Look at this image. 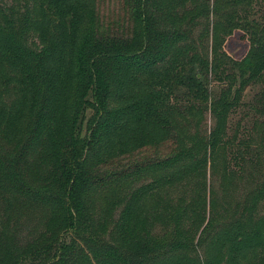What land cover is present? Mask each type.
Here are the masks:
<instances>
[{
	"label": "trees",
	"instance_id": "obj_1",
	"mask_svg": "<svg viewBox=\"0 0 264 264\" xmlns=\"http://www.w3.org/2000/svg\"><path fill=\"white\" fill-rule=\"evenodd\" d=\"M122 2L128 24L113 32L81 0H0V64L18 95L9 107L0 99V138L6 141H0V185L47 210V236L7 264H220L213 253L204 262L185 256L220 226L215 211L206 219L203 203H161L167 208L165 229L157 234L141 207L146 197L202 174L207 157L226 143L229 116L243 92L264 83V26L244 27L249 47L242 58L209 59L193 42L194 28L209 26V0ZM211 84L221 86L218 94L213 95ZM253 110L264 130V100ZM203 113H210L214 124L188 143L179 122L199 124ZM24 119L28 124L18 134ZM171 138L175 149L166 157L101 170L133 150ZM9 142L11 148L5 146ZM157 170L161 173L124 201L118 232L127 246L105 245L93 232L90 193ZM195 196L191 200L205 202ZM188 213L193 230L184 225ZM212 235L216 250L226 251V264H240L242 255L255 248L262 251L256 264H264L261 227L222 226Z\"/></svg>",
	"mask_w": 264,
	"mask_h": 264
},
{
	"label": "rangeland",
	"instance_id": "obj_2",
	"mask_svg": "<svg viewBox=\"0 0 264 264\" xmlns=\"http://www.w3.org/2000/svg\"><path fill=\"white\" fill-rule=\"evenodd\" d=\"M81 1L87 11L96 12L104 25L113 32L127 26V19L123 17L122 0ZM212 3L217 5L215 9L212 8ZM209 6L208 28L202 24L194 28L193 42L197 44L199 52L209 59L214 55L217 58L223 55L232 59L242 58L249 47L244 27H247V23L264 26V0H243L238 4L231 0H209ZM206 19L202 21L206 23ZM9 74L5 66L0 64V99L5 107L15 104L18 97L14 89L6 83L5 77ZM6 87H9L7 91ZM220 87L218 84H211L213 95L219 93ZM263 100L264 83L249 85L242 94L240 106L229 116L226 143L217 153L207 157L204 172L143 200L142 214L147 217L153 233L160 234L165 229L164 216L167 208L161 207L160 204L173 203L177 199H183L185 203L191 204L203 203L207 210L206 219L215 211V217L220 224L216 232L222 226L230 229L235 228L237 224L244 228L248 225L261 227L264 232V195L260 194V190L264 188V130L259 123L262 117L253 110V106L260 107ZM26 124L27 119L20 122L18 134L23 131ZM213 124L214 119L210 113H203L199 124L194 125L191 122V125H186L181 121L177 129L182 130L181 135L189 143L194 134L201 136L207 134ZM195 126L199 128L196 129ZM0 141L6 142L4 137L0 138ZM244 144L250 149L249 153L244 152L246 147ZM175 145L171 138L155 147L133 150L131 155L101 166V170L132 164L145 157H166L173 152ZM5 146L11 148L13 143L9 142ZM117 162H120V165H117ZM159 173L160 170L143 171L122 181L104 184L90 193L87 204L93 221V232L105 245L110 243L119 248L127 246L118 232V221L124 201L138 185L151 180L152 175ZM192 196L204 198L205 202L200 199L191 200ZM46 219L47 210L42 205L30 203L8 186L0 185V264L11 262L15 255L25 252L38 237L47 236ZM206 219L194 233L195 242ZM192 220L193 215L188 213L184 225L191 230L195 229ZM212 234L205 237L201 245L195 243L193 249H187L185 256L194 258L199 256V260L204 262L208 259L209 253H213L220 259V264H226V251L216 250V238L214 239ZM87 250L83 248L82 253L91 258L92 253ZM261 255L260 248L246 251L240 259V264H256ZM176 260L181 261V257ZM91 262L90 260L88 264Z\"/></svg>",
	"mask_w": 264,
	"mask_h": 264
}]
</instances>
